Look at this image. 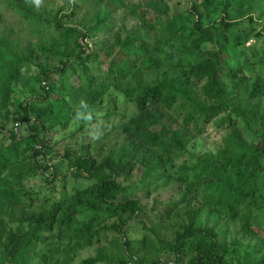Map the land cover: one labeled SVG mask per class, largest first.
<instances>
[{"label": "trees", "instance_id": "trees-1", "mask_svg": "<svg viewBox=\"0 0 264 264\" xmlns=\"http://www.w3.org/2000/svg\"><path fill=\"white\" fill-rule=\"evenodd\" d=\"M27 2L19 3V11L26 17L35 16ZM119 10H125L138 27L124 38L116 36L106 48L107 55L117 49L106 72L110 82L94 89L86 111L91 104L106 99L112 119L124 123L121 128L131 137L129 142L137 140L114 161L108 157L100 166L93 157L67 149L62 162L92 185L62 199L49 201L44 190L28 198L33 188L58 178L46 173L54 165L44 167L40 162L49 146L48 130L76 116L65 97L51 104L28 103L30 109L19 121L39 131L40 144L27 154L22 149L27 138L24 135L9 131L13 139L10 144L0 138V264H32L42 249L47 264H66L62 259L65 248L101 242L102 229L95 224L104 212L117 220L115 230L122 234L124 248L118 263L128 264L130 259L136 264L137 259L126 248L128 240L123 241V228L139 220L144 207L138 199L116 201L124 160L138 170L140 183L150 177L158 183L173 180L169 170L177 166L174 159L145 163L143 152L161 149L163 153L173 147L185 154L190 141L185 137L201 136L213 121L224 135L215 152L192 155L195 161L180 175L178 187L174 181L175 194L195 200L188 202L187 218L176 232L169 259H157L153 264H233L231 246L220 239L222 233L215 226L200 225L202 214L218 223L237 224L245 236L264 240V48L262 56L252 61L240 45L259 27L264 31V0H76L69 13L58 10L53 22L59 37L73 41L74 47L67 45L61 50L54 43L40 47L42 54L59 60L60 66L55 71L43 67L42 76L36 78L38 84L50 89L47 83L58 73L74 69V60L81 64L99 55L88 45V39L109 34L112 15ZM255 13L260 22L253 17ZM10 47L8 37L0 39V111L13 100L12 84L20 79L24 60ZM87 71L84 68L85 74ZM148 72L159 73L160 78L144 83ZM73 84L93 88L92 82L86 86L81 77L73 79ZM28 110L37 117L28 115ZM4 133L0 126V135ZM89 213L93 214L90 219ZM126 214L129 217L124 219ZM81 215L89 222L78 226ZM232 242L238 249L240 243ZM101 260L90 258L82 264ZM237 264L259 261L244 253Z\"/></svg>", "mask_w": 264, "mask_h": 264}, {"label": "rangeland", "instance_id": "rangeland-1", "mask_svg": "<svg viewBox=\"0 0 264 264\" xmlns=\"http://www.w3.org/2000/svg\"><path fill=\"white\" fill-rule=\"evenodd\" d=\"M232 1L235 3L239 0ZM19 3H22V0H0V39L8 37L11 41L10 48L12 52L24 59L21 64L20 79L12 84L15 87L13 100L6 110L0 111V126L6 131V133L0 135V138H3L6 144H10L13 139L9 131H15L19 137L24 135L27 138L22 144V149L27 154L31 153V149L40 144L41 137L35 127L19 121L21 115L26 114L25 110L30 109L28 103L51 104L65 97L68 101V108L76 112V116L66 124L48 130V142L46 143L49 146H46L44 155L40 158V162L44 167L54 165L53 169H46V173L49 176L56 175L58 178L51 184L35 187L31 193L30 191L27 193L28 198H30L31 194L37 190H44V197H49V201H52L67 197L78 188L92 185L91 182L75 174L74 169H69L68 164L62 162V155L67 149L71 153L93 157L95 165L100 166L108 157L111 158V161H114L123 149L132 148L135 140H137L132 138L134 142H129L128 138L131 137L128 133L125 134L121 128L124 123L112 119L113 112L109 113V105L106 99L103 103L97 101L91 104L89 111H86V106L89 104L87 100L94 93V89H99L101 87L99 85L104 81L110 82L106 72L117 49L107 55L106 48L112 46L116 36L124 38L130 35L138 26L137 21L125 10L115 12L112 15L113 19L109 27L110 33L96 34L93 38L88 39V45L99 55L87 59L83 62L84 64H79V60H74V69L69 68L64 74L58 73L57 77L56 75L52 77L51 82L47 83L50 89L46 88L45 90L42 87L46 85L42 83L40 86L36 78L42 76L43 67H50L55 71L60 64L59 60H53L42 54L40 47L53 43L61 50H64L67 45L69 49L74 47L73 41L62 40L59 37L57 32L54 31L53 22L58 10L69 13L76 0H39V2L28 0L25 4L33 6L32 10L35 16L32 17H26L25 14L19 11ZM253 17L258 22L261 21L258 13H255ZM253 31L254 29L251 28L250 32ZM257 33H260V35ZM150 37L153 38V35L150 34ZM149 41L152 42V40ZM240 45L244 47L242 51L246 57L252 61L255 60L254 58H260L264 48V31L259 27L257 31L253 32L250 39L242 40ZM150 50H152V46H150ZM76 53H79V49ZM237 53L241 54L239 50ZM152 56L156 58V54ZM83 65L87 67H83ZM84 68L88 69L86 74ZM79 77L86 82V86L92 82L93 88H90V86L89 88L75 86L73 79ZM91 78H95V80L90 81ZM158 78H160L159 73L148 72L144 75L143 81L144 83H151ZM72 89L75 91L70 95ZM81 109L85 110L79 112ZM28 115L34 118L37 117L32 110H28ZM223 135L224 132H220L215 126V121H213L201 136L196 138L191 135L185 137V140L188 138L190 140L185 154L174 150L173 147L163 153L161 149H156L157 152H143V162L145 163L161 159L175 160L177 166L173 170H169L174 176V179L170 181L166 180V182L158 183L154 180L155 178L150 177L140 183L142 177L139 175L138 170H135L133 165L127 164L126 159L124 160L123 170H121L122 172H120L118 178L119 194L116 201L131 198L138 199L144 207L140 219L128 222L123 228V234L126 236H124L123 241L128 240L129 247L127 245L126 248L131 253L130 256L137 259L136 264H153L157 259L162 262L169 259L167 254L174 244L176 232L181 231L180 226L186 221L188 202L195 200L192 196H186L182 199V195L175 194L173 188L178 187L177 184H181V180H178L180 175L184 174L193 165L195 156L192 155H205L215 152ZM66 162L69 163L70 161L66 160ZM174 181L175 186H173ZM32 197L36 199V194ZM100 216L101 219L95 224V227L102 229L101 242L94 244V246L72 245L65 248L62 259L66 264H82L86 259L99 257H102L103 260L97 264H121L118 262L122 257L124 245L121 239L122 234L117 233L115 230L118 222L115 218H112V215L109 216L107 212L102 213ZM91 217H93V214L89 213V219ZM128 217L129 214H126L124 219ZM78 219L80 221L77 224L78 226L84 224L85 221H87L86 223L89 222L86 215H81ZM199 223L202 226H215L222 233L220 239L225 240L231 246L230 251L234 258L232 260V262L234 261L233 264H237L244 253H251L254 261L264 264L263 239L245 236L240 232L237 224L218 223L215 218H208L203 214ZM232 241L240 243L238 249H234V242ZM44 252L45 250L42 249L39 255H36L33 259L32 264H47L45 259L42 258ZM127 263L131 264L130 259L127 260Z\"/></svg>", "mask_w": 264, "mask_h": 264}, {"label": "clouds", "instance_id": "clouds-1", "mask_svg": "<svg viewBox=\"0 0 264 264\" xmlns=\"http://www.w3.org/2000/svg\"><path fill=\"white\" fill-rule=\"evenodd\" d=\"M37 2H39V0H37Z\"/></svg>", "mask_w": 264, "mask_h": 264}]
</instances>
